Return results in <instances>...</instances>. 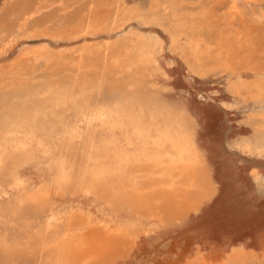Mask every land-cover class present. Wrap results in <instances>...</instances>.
Returning <instances> with one entry per match:
<instances>
[{"label": "rangeland", "instance_id": "374dc122", "mask_svg": "<svg viewBox=\"0 0 264 264\" xmlns=\"http://www.w3.org/2000/svg\"><path fill=\"white\" fill-rule=\"evenodd\" d=\"M24 1L29 2L32 16L20 34L21 25L15 23L25 15V5L21 0H0V80L4 85L21 74L19 55L24 50L39 55H77L90 43L89 47H92L93 42V47H100L105 42L113 44L116 38L117 41L126 38L134 42L144 40L150 46L146 56L153 62L141 72L147 76L151 74L148 81L162 98L194 117L193 144L204 158L210 182L216 189L209 199H203L197 208L189 210L179 221L170 220L169 216L143 219L140 215L130 214V210L121 205L116 207V213L113 212L117 220L112 221L107 211H103L109 207L96 202L93 196L77 193L75 186L57 189L50 185L53 174L42 164L41 148L35 142L26 148L24 143L20 145L19 158L12 165L11 172L19 178L22 187L12 190L8 183H0V242L16 239L22 246L10 258L8 256L9 259L7 251H0L2 261L8 259L5 264H50L55 248L49 243H52L56 229L47 231L46 219L50 204H53L58 231L65 228L67 218L72 215L76 220L82 218L89 222L91 219L93 222L88 227L98 225L105 233L116 235L117 241H127V249H130L122 255L110 257L108 254L94 264H187L195 255L205 264H230L228 255L237 248L245 253L249 264H259L264 257V117L253 110L254 100L244 101V90L237 93L235 87L246 84L247 88L256 80L264 81L246 67L245 62L249 61L239 57L237 50H241L239 40V43L246 42L237 16L243 11L264 8V0H122L128 11L126 20L117 23L121 24V30L117 24L119 29L103 25L108 7L104 5L106 9L101 6L100 11L98 6L94 12L96 15L93 14L97 19L94 23L100 27L97 32L94 28L85 37L74 36L69 32L73 27L70 25L63 38L43 35V21L51 17L52 21L62 24L81 21L89 13L90 0H75L71 1L72 4H61L59 0ZM232 1L239 6L236 14L230 8ZM262 18L264 21V15ZM6 22L13 24L8 27ZM10 27L16 28L18 35L14 37ZM128 33L134 34L130 36ZM258 35L259 32L255 36L260 41L256 42L264 44V37ZM244 50V55H250ZM28 62L36 69L38 60L30 57ZM36 72L34 77L43 79L41 71ZM119 145L129 152L132 150L125 143ZM105 180L109 181V178ZM45 193L50 198L37 201L30 210L22 208L19 203L29 194L42 196ZM72 207H75L74 211ZM43 228H46L48 246L37 236ZM123 235L126 240L121 238ZM238 264L245 263L240 260Z\"/></svg>", "mask_w": 264, "mask_h": 264}, {"label": "bare ground", "instance_id": "6f19581e", "mask_svg": "<svg viewBox=\"0 0 264 264\" xmlns=\"http://www.w3.org/2000/svg\"><path fill=\"white\" fill-rule=\"evenodd\" d=\"M21 1L25 5V15L17 19L18 23L14 22L21 25L20 34L32 16L29 2ZM71 1L75 0L58 2L68 4ZM99 1L90 0L89 13L81 21H62V24L52 21V17L43 21L42 34L63 38L70 25L73 27L69 32L74 36L85 37L94 28L97 32L100 27L94 23L97 19L93 14L98 6L99 10L104 5L109 7L106 9L104 6L106 13L103 24L109 29L126 20L128 10L122 0H108L107 3L105 0L104 3ZM238 7L232 1L230 8L234 14L239 10ZM263 15L264 8H261L243 11L237 16L240 32L244 33L245 38L241 35L246 39L244 43H239L240 40L237 42L241 47V50L237 49L239 57L249 61L245 62V66L248 69L250 67L256 73L254 76L259 78H264V44L256 42L260 40L255 35L259 32L264 37ZM15 29L10 27L9 30L13 31L14 37L18 35ZM116 39L113 44L105 42L100 47H93L95 43L92 41V47H89L90 43L88 47L80 49L77 55H39L31 50H24L19 55L21 74L18 78L6 85L0 80V183H8V188L12 190L22 187L15 173L11 175L12 165L19 158L20 145L25 143L26 147L35 142L42 150V164L53 174L50 185L57 189L75 186L77 193L93 196L96 202L109 207H106L107 210L103 208V211H107L112 221L117 220L114 213L120 205L126 206L130 214L140 215L143 219L169 216L170 220L179 221L189 210L197 208L203 199H209L216 189L210 182L211 176L204 158L193 144L195 119L185 109L162 98L156 87L154 89L148 81L151 74L147 76L141 72L142 68L153 62L146 56L149 44L144 40L130 41L131 38L121 41ZM244 49L250 55H244ZM1 50H4V46ZM30 57L38 60L36 69L29 65L30 61L26 63ZM36 70L41 71L43 79L34 77ZM235 90L237 93H243L244 90V101L253 99V110L264 117V81L256 80L247 88L246 84L238 85ZM124 143L131 147V152L118 147ZM107 177L109 181L105 180ZM48 198L47 193L42 196L29 194L19 203L22 208L30 210L37 201ZM72 209L74 211L75 207ZM57 221L53 204H50L45 227L47 231L56 229L54 239L49 243L55 248L50 264H94L108 254L118 257L130 249H127V241H117L116 235L105 233L98 225L88 227L93 222L91 219L86 222L82 218L76 220L71 215L61 231L57 230ZM43 229L38 231L37 236L47 245L46 231ZM121 238L126 240L124 235ZM21 246L16 239L4 240L0 242V251H7L6 256L10 258ZM240 249L232 250L228 255V263L238 264L240 260L245 264L250 263ZM8 259L2 261L0 255V264L7 263ZM186 263L205 264L198 255ZM259 264H264V257Z\"/></svg>", "mask_w": 264, "mask_h": 264}]
</instances>
